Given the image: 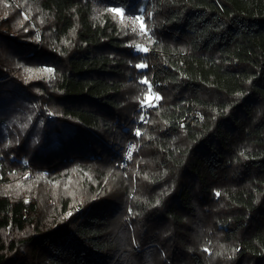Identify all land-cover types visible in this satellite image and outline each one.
<instances>
[{
	"label": "trees",
	"instance_id": "obj_1",
	"mask_svg": "<svg viewBox=\"0 0 264 264\" xmlns=\"http://www.w3.org/2000/svg\"><path fill=\"white\" fill-rule=\"evenodd\" d=\"M0 264H264V0H0Z\"/></svg>",
	"mask_w": 264,
	"mask_h": 264
},
{
	"label": "rangeland",
	"instance_id": "obj_2",
	"mask_svg": "<svg viewBox=\"0 0 264 264\" xmlns=\"http://www.w3.org/2000/svg\"><path fill=\"white\" fill-rule=\"evenodd\" d=\"M116 11L119 13V14H121L122 13V10L121 9H116ZM138 20H139V22H140V24H141V22H142V18L140 17V15H138ZM142 50V49H144V48H142V47H136V50ZM143 51V50H142ZM143 68H145V67H143ZM142 68V69H143ZM48 69H50V68H46V73L47 74H51V72L50 71H48ZM157 97V94L153 91V89H152V87H151V85L148 83V92H147V94L145 95V97H144V100H143V102H142V107L145 109V108H147V107H150V106H152L154 103H155V98ZM130 146L131 145H129L128 146V148H127V152L128 153H130Z\"/></svg>",
	"mask_w": 264,
	"mask_h": 264
},
{
	"label": "snow or ice",
	"instance_id": "obj_3",
	"mask_svg": "<svg viewBox=\"0 0 264 264\" xmlns=\"http://www.w3.org/2000/svg\"><path fill=\"white\" fill-rule=\"evenodd\" d=\"M144 24H143V22H141V24H140V28H141V30H143L144 29ZM135 30V29H134ZM143 51H147V49L145 48V49H142ZM137 67L138 68H143V67H145V65H143V64H140V65H137ZM48 71H52L51 69H48ZM156 99H159V97L157 96L156 97ZM137 135H140V133H139V131H137V133H136Z\"/></svg>",
	"mask_w": 264,
	"mask_h": 264
},
{
	"label": "built area",
	"instance_id": "obj_4",
	"mask_svg": "<svg viewBox=\"0 0 264 264\" xmlns=\"http://www.w3.org/2000/svg\"><path fill=\"white\" fill-rule=\"evenodd\" d=\"M196 117H197V119H198V120H201V116H200V114H199V113H197V114H196ZM181 125L183 126V124H181ZM129 149H131V146H130V148H129Z\"/></svg>",
	"mask_w": 264,
	"mask_h": 264
}]
</instances>
